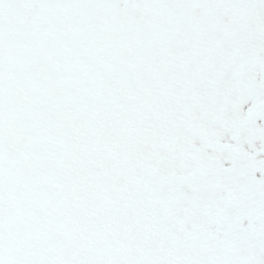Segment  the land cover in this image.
Segmentation results:
<instances>
[{
	"label": "snow or ice",
	"instance_id": "obj_1",
	"mask_svg": "<svg viewBox=\"0 0 264 264\" xmlns=\"http://www.w3.org/2000/svg\"><path fill=\"white\" fill-rule=\"evenodd\" d=\"M0 264H264V0H0Z\"/></svg>",
	"mask_w": 264,
	"mask_h": 264
}]
</instances>
